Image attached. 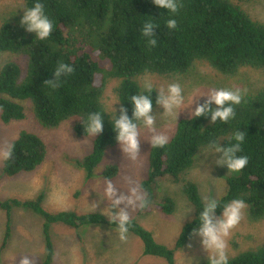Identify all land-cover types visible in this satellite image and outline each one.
Segmentation results:
<instances>
[{
    "label": "trees",
    "instance_id": "trees-1",
    "mask_svg": "<svg viewBox=\"0 0 264 264\" xmlns=\"http://www.w3.org/2000/svg\"><path fill=\"white\" fill-rule=\"evenodd\" d=\"M13 1L22 2L24 9L32 3H41L54 27L50 36L40 41L33 33L25 32L17 20L0 23V54L15 57L0 68V121L6 125L22 120L21 102L27 101L31 114L43 129L54 130L71 121L75 135L86 138L80 118L88 112L101 111L102 133L93 137L91 152L75 162L84 172L85 181L94 177L107 150L117 144L110 123L113 113L103 102L110 81L118 82L116 117L124 108L131 118L127 99L145 91L137 80L142 75L182 76L197 65L208 66L229 78L243 69L264 71V23L252 20L241 7V4L259 0H180L182 7L175 16V29L165 26L167 11L157 9L151 0ZM148 17L156 25L150 37L156 40L154 47L141 36L142 24ZM57 62L72 65L74 71L62 78L60 86L51 88L45 82L53 80L52 71ZM158 94L155 89L150 94L152 111L158 107L155 103ZM209 107L214 109L215 105ZM234 113V119L227 124L212 123L210 116L182 118L164 148L154 149L150 144L147 171L139 184L147 193L148 204L138 209V215L150 213L158 199L159 183L164 179L179 186L194 213L181 228L172 250L157 243L136 219H130L128 233L141 241L144 256L174 264V250L183 249L192 239L194 235L189 236V232L195 227L202 199L198 185L184 177L194 167L196 156L204 150L208 140L215 138L219 146L226 147L234 130L245 134L238 155H247L248 164L226 178V194L218 203L222 205L232 198H241L247 206L249 220H264V89L245 95L241 104L235 106ZM10 145L13 158L3 161V176L11 178L20 173H32L43 164L46 146L36 135L21 133ZM118 174L115 164H106L101 177L112 181ZM44 199V194L39 193L32 200L10 199L0 203L6 213L1 249L10 238L11 211L16 208L30 210L44 220L46 254L40 264L53 263L51 225L115 229L109 218L100 213H48L42 208ZM157 204L163 214H174L175 202L171 197L160 198ZM221 212L218 206L214 216H220ZM199 264H208V261ZM229 264H264V243L230 258Z\"/></svg>",
    "mask_w": 264,
    "mask_h": 264
},
{
    "label": "rangeland",
    "instance_id": "rangeland-1",
    "mask_svg": "<svg viewBox=\"0 0 264 264\" xmlns=\"http://www.w3.org/2000/svg\"><path fill=\"white\" fill-rule=\"evenodd\" d=\"M241 7L252 20L264 23V0L241 4ZM24 10L20 1L0 0V23L4 20L20 21ZM14 59L13 55L0 54V68ZM137 80L143 90L147 81L152 83L157 92L159 87L171 82L180 83L183 88L185 105L178 110L175 120L173 116L164 115L160 105L151 112L157 132L167 135L168 139L178 121L192 116L191 113L197 104L207 100L209 93L215 88L239 89L245 95L264 89V71L243 69L236 76L229 78L205 65H197L190 73L182 76L158 77L145 74ZM117 84L118 82L113 80L106 86L103 102L109 112H112L111 104L117 102ZM21 104L24 107L22 120L11 121L6 125L0 121V150L10 145L21 133H30L44 142L46 157L34 172L20 173L11 178L3 176V161H0V203L10 199L32 200L39 193H43L45 199L42 208L48 213H100L108 218L104 210L111 207V201L103 192L105 180L101 173L104 166L115 164L119 169L118 176L111 181L116 197L123 195L128 198L131 190L144 178L150 147L146 130H140L139 154L135 160L123 155L116 144L107 150L104 161L94 172V177L85 181L84 172L76 167L75 162L91 152L93 138L77 137L71 121L54 130L43 129L31 114L29 103L23 101ZM117 104L112 105L114 110ZM219 155L202 150L195 158L194 167L184 177L198 185L202 201L206 196L217 198L219 201L226 194V178L235 174L229 173L226 166L216 164ZM157 196L158 199L148 214L138 215L137 205L126 207L125 203H121L112 211L124 209L129 218L136 219L152 234L157 243L172 250L181 228L193 217L194 210L181 195L179 186L173 185L168 179L159 183ZM166 196L175 202V212L171 216L158 209L159 199ZM93 204L96 205L95 209L91 207ZM186 208L190 210L183 216ZM218 217L220 216H214ZM5 223L6 213L0 208V264H20L21 258L25 256L30 264H40L46 254L44 220L30 210L12 209L11 235L6 247L1 249ZM50 237L54 247L52 264H167L163 259L144 256L142 243L137 237L128 233L126 239L121 241L115 229L105 226L72 229L54 224L50 226ZM226 242L229 259L258 248L264 243V220H249L246 206L242 220L230 231ZM205 261H208L207 253L201 248L199 237L195 235L183 249L174 250V264H199Z\"/></svg>",
    "mask_w": 264,
    "mask_h": 264
},
{
    "label": "clouds",
    "instance_id": "clouds-1",
    "mask_svg": "<svg viewBox=\"0 0 264 264\" xmlns=\"http://www.w3.org/2000/svg\"><path fill=\"white\" fill-rule=\"evenodd\" d=\"M151 3L157 9L167 11L168 18L165 20V26L168 29L177 28L175 16L182 7L180 0H151ZM19 24L25 32L33 33L35 39L40 41L46 40L54 27L53 20L45 13V6L39 2L32 3L31 7L23 11ZM154 27L156 25L149 17L143 22L141 27V36L151 47L156 45V40L150 38L152 35L151 30ZM73 71L72 65L57 62L52 71L53 80L46 81L45 84L51 88H56L60 86L62 78L71 75ZM144 89L145 91L137 92L131 97L128 96L127 103L131 105L132 110L131 118L128 117L124 108L120 109V114L117 118L112 105L119 102L111 104L113 115L110 123L114 133V140L119 146L121 153L131 160H135L139 154L141 129L146 130L149 134L151 148L161 149L168 143V136L157 132L154 118L151 115L153 105V101L150 98V94L153 91L152 83L150 81L145 82ZM158 93L155 103L163 108L164 115L173 116L175 120L178 110L185 105L184 90L180 83H167L166 86L159 87ZM244 95L245 93L239 89L215 88L209 93L208 99L203 104H197L191 115L194 118L210 116V122L212 123L219 121L222 124H227L234 119V108L241 104ZM210 104L215 105V108H210ZM80 120L86 136L93 138L102 133L104 122L101 111L88 112ZM244 141V132L234 130L231 132L228 146H219L216 139L213 138L204 145V151L219 153L216 164L226 166L229 173H239L248 164L247 155H238L242 150L241 145ZM12 158V145L0 150V161L6 162ZM103 192L104 196L111 201V207L104 210L105 214L109 218V223L115 225L119 239L124 241L130 228L129 214L124 209L115 212L112 209H115L121 203H125L126 207L137 205L142 209L148 204L147 193L142 187L136 185L131 190V195L128 198L123 195L116 197L115 188L108 179L104 181ZM113 197L116 198L113 199ZM218 206L222 208V212L220 217L214 218ZM91 207L95 209L96 205L93 204ZM245 209V201L238 197L232 198L222 205L218 203L217 198L208 196L203 198L199 207V214L195 219V227L190 230L189 236L195 235L199 237L201 248L207 253L208 264H229L226 238L230 231L242 220ZM189 210V208H186L183 216ZM20 264H30L27 256L21 258Z\"/></svg>",
    "mask_w": 264,
    "mask_h": 264
}]
</instances>
